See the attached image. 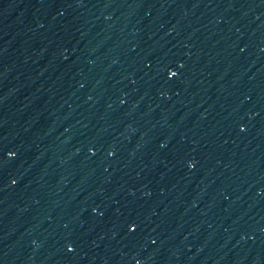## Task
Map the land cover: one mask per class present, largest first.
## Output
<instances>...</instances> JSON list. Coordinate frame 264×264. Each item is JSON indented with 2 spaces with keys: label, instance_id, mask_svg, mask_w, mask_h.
Listing matches in <instances>:
<instances>
[{
  "label": "water",
  "instance_id": "obj_1",
  "mask_svg": "<svg viewBox=\"0 0 264 264\" xmlns=\"http://www.w3.org/2000/svg\"><path fill=\"white\" fill-rule=\"evenodd\" d=\"M0 264H264V0H0Z\"/></svg>",
  "mask_w": 264,
  "mask_h": 264
},
{
  "label": "snow or ice",
  "instance_id": "obj_2",
  "mask_svg": "<svg viewBox=\"0 0 264 264\" xmlns=\"http://www.w3.org/2000/svg\"><path fill=\"white\" fill-rule=\"evenodd\" d=\"M69 251H71V249H69Z\"/></svg>",
  "mask_w": 264,
  "mask_h": 264
}]
</instances>
